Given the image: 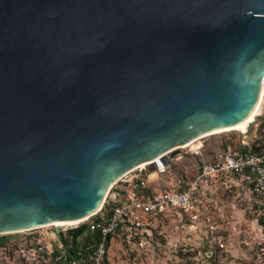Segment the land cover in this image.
I'll list each match as a JSON object with an SVG mask.
<instances>
[{"label":"water","instance_id":"1","mask_svg":"<svg viewBox=\"0 0 264 264\" xmlns=\"http://www.w3.org/2000/svg\"><path fill=\"white\" fill-rule=\"evenodd\" d=\"M263 80L264 0H0V234L92 214L137 164L240 125Z\"/></svg>","mask_w":264,"mask_h":264},{"label":"built area","instance_id":"2","mask_svg":"<svg viewBox=\"0 0 264 264\" xmlns=\"http://www.w3.org/2000/svg\"><path fill=\"white\" fill-rule=\"evenodd\" d=\"M181 149L194 157L200 154L197 143L179 145L173 149L176 155L170 157L171 151L163 153L167 162L156 164L152 171L147 170L149 161L126 171L109 185L96 211L77 224L60 228L63 243L52 230V238L36 235L30 232L32 229L22 230L27 233L0 245V264H111L106 253L115 237L132 252L135 250L127 264H143L144 259L152 264L149 251L153 243L158 244L156 238L163 236L164 225L171 231H182L187 240L190 236L197 239L183 248L195 251L191 255L193 264H214L222 244L219 226L212 220L211 193L219 189L234 188L235 197L242 192L248 208L258 218L263 217V223L258 225L264 230V128L252 130L247 140L226 137L208 158H198L190 176H175L162 187L147 184L148 176L164 173L180 157ZM231 207L234 209L235 205L232 203ZM80 224L99 235L85 247L82 234L70 232ZM176 241L174 238L173 248L178 247ZM74 244L75 251L71 253L69 247Z\"/></svg>","mask_w":264,"mask_h":264},{"label":"rangeland","instance_id":"3","mask_svg":"<svg viewBox=\"0 0 264 264\" xmlns=\"http://www.w3.org/2000/svg\"><path fill=\"white\" fill-rule=\"evenodd\" d=\"M257 111L264 114V89ZM261 128H264V121L254 123V132H258ZM226 137L233 139L240 137V134L237 130H229L199 138L195 142L199 145V155L191 156L189 151H184L186 148L179 150L180 157L172 161L164 173L148 176L147 184L162 187L166 181L175 176H190L195 171L198 158H208L224 142ZM235 193L234 188L225 191L219 189L211 193L212 220L219 226L218 235L222 244V247L219 248L220 252L216 251L217 254L214 256V264H264V230L258 225L256 214L248 208V204L242 199L244 194L241 192L239 197H235ZM232 203L235 205L234 209L231 207ZM50 230L51 226H45L36 227L30 232L52 238L53 235L50 234ZM25 233L27 232L17 231L0 234V236L5 237L3 242L6 243L8 239L18 238ZM174 238L177 239L178 247L176 248H173L172 245ZM190 238L187 240L183 237L182 231H171L167 225H164L163 236L156 238L158 244L153 243L152 250L149 251V259H151L152 264H193L191 255L195 251L183 250L185 246H190L191 242L197 241L194 236H190ZM119 241L120 239L115 237L109 242L106 256L111 264H127L135 252L134 249L132 252L127 244L119 243ZM141 263L145 264L146 260H142Z\"/></svg>","mask_w":264,"mask_h":264},{"label":"bare ground","instance_id":"4","mask_svg":"<svg viewBox=\"0 0 264 264\" xmlns=\"http://www.w3.org/2000/svg\"><path fill=\"white\" fill-rule=\"evenodd\" d=\"M263 83H264V80H263ZM263 83H262V87H263ZM262 87H261V94H262ZM260 101H261V95H260ZM259 106V105H258ZM258 107L257 109L251 114L249 115L240 125H238L237 127H223L217 131H214V132H208V133H204V134H201L199 135L198 137H196L195 139H192L191 141H189L187 144L185 145H194L195 142L201 138V137H204V136H207V135H211V134H216V133H220V132H224V131H229V130H237L239 132V134L243 135V136H246V128L249 124H253L255 123L257 120V117L260 113H258ZM184 146V145H183ZM156 159V158H155ZM165 156L164 154H162L161 156H159L156 160H152V161H149L151 162L150 164L152 163H155V164H159V160H165ZM148 162V163H149ZM144 164H147V162H141L139 164H137L135 167L137 166H142ZM161 164V163H160ZM156 166V165H155ZM93 213V212H92ZM89 215H86V216H83L81 218H78L74 221H66V222H56V223H49V224H44V225H41V226H37V227H45V226H56V227H59V228H62V227H66V226H70L72 224H76L78 222H81L83 221L84 219H86Z\"/></svg>","mask_w":264,"mask_h":264},{"label":"trees","instance_id":"5","mask_svg":"<svg viewBox=\"0 0 264 264\" xmlns=\"http://www.w3.org/2000/svg\"><path fill=\"white\" fill-rule=\"evenodd\" d=\"M257 223L258 224H262L263 223V217L261 218H258L257 219ZM70 232L73 234V235H77V234H82V247H85V244L86 243H92L94 242L95 240L98 239V233L93 231V232H90V231H87L86 230V225L85 224H80L78 225L76 228L70 230ZM4 239L5 237L4 236H0V245H2L4 242ZM108 239V236L106 237V240ZM75 246L76 244L74 245H71L69 247V251L72 253L75 251ZM52 257H54V254L52 253Z\"/></svg>","mask_w":264,"mask_h":264}]
</instances>
